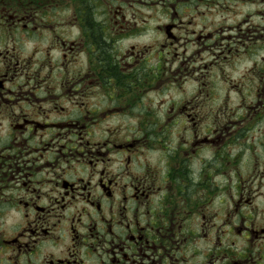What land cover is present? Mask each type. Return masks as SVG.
I'll return each mask as SVG.
<instances>
[{"label":"flooded vegetation","instance_id":"1","mask_svg":"<svg viewBox=\"0 0 264 264\" xmlns=\"http://www.w3.org/2000/svg\"><path fill=\"white\" fill-rule=\"evenodd\" d=\"M142 2L0 0V264H264V0Z\"/></svg>","mask_w":264,"mask_h":264},{"label":"rangeland","instance_id":"2","mask_svg":"<svg viewBox=\"0 0 264 264\" xmlns=\"http://www.w3.org/2000/svg\"><path fill=\"white\" fill-rule=\"evenodd\" d=\"M143 1H149V0H143ZM154 1H156L155 6L154 5L147 6V4H145L144 2H142L141 5H140V7L142 9H146V8H149V7H154V10L156 11V23L157 24L166 23V16L164 14V10H166V8H165L164 5H162V3L164 2V0H154ZM244 9L247 10L248 8L245 7ZM209 17H210V19L215 18V20H222L223 19L222 13H213ZM263 25H264V23H263ZM156 38L161 39L159 32L156 33ZM263 47H264V45H262V49L259 51V54H264ZM204 54H209V53L205 52ZM228 71L230 72V70H228ZM180 82L181 81L174 82L172 84V86H169L166 89L167 91L170 90V92L168 94L156 93L155 94L156 100L159 101L162 98L168 97V95L170 97H172L173 100H175V101H177L178 99H180L183 96V94H181L183 86L181 85ZM223 99H224V96L215 95L214 104L215 105L222 104L224 102ZM238 100H239V97L238 96H236V95L235 96L234 95H230L229 96V100H228L229 106H234V104H236V103L239 102ZM109 120H112V118H109Z\"/></svg>","mask_w":264,"mask_h":264}]
</instances>
